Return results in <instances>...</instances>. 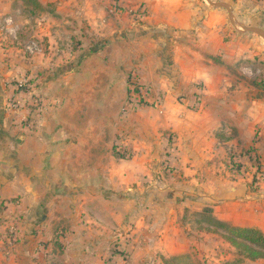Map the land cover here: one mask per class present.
I'll use <instances>...</instances> for the list:
<instances>
[{
  "label": "crops",
  "instance_id": "1",
  "mask_svg": "<svg viewBox=\"0 0 264 264\" xmlns=\"http://www.w3.org/2000/svg\"><path fill=\"white\" fill-rule=\"evenodd\" d=\"M37 1L43 7L42 10L33 11L22 0H0V76L18 74L16 61L23 62L24 65L20 57L17 59L13 56V40L17 39L23 29L28 33L32 31L26 33L28 36L44 38V41L49 37V41L53 43L58 36V28L60 31L70 29L71 32H80L82 28H86L87 33L107 40L116 32V28L123 26L120 32L125 35L126 42L128 36L135 35L136 43L149 48H141L142 51L138 48L137 70L145 84L155 87L158 100L155 107L160 111L153 107L150 108L153 110L151 112L145 107L128 106L117 113V116L112 115L109 111L112 104L110 90L105 89L98 95L93 92L97 91L93 87L96 77L105 68L99 55H94L87 59L85 67L71 70L70 99L63 102L57 111L58 116L55 115L56 124L60 127L52 133L53 139L58 142L54 146L50 145V141L41 134L36 140L31 136V129L24 127L23 135L15 137L16 148L11 140L7 141L4 137L5 145L9 147L6 148L9 151H24L22 156L29 161L37 157L42 170H46L43 164L50 156L47 152L56 151L52 157L57 160V172L61 174L67 170L64 165L66 163L59 161L63 157L61 151L77 152L81 158L91 160L86 166L89 176L80 182L83 183L81 187L73 189V194L74 198H80L83 190L93 191L92 195L95 197H90L91 203H88L87 198L84 205L96 206L97 212L92 213L99 214L100 221L106 224L100 225L102 230L98 233L103 239L112 218L120 227L124 226L129 230H133L130 227L132 224H127L126 219L131 222L135 218L141 219L143 210L140 195L144 189L135 188L133 184L151 173L150 162L153 164L154 159H160L162 153L158 150L165 147L166 143L168 151H162L165 152L163 156L170 160V166L179 170L186 178L182 189L188 192L198 191V198L181 196L174 189V199H170L174 204L169 211L160 207L161 202L157 199L151 203L149 210L146 208L148 212L145 214L149 216L142 215L135 235H130L131 241H128L132 245L130 252L135 253L139 264H143V259L138 261L139 258L157 257L158 254L169 258L195 253L202 261L205 258L203 251L212 248L210 244L207 246V241H197L195 235L186 233L188 227H184L181 207L177 205L178 211L174 209L178 199L185 208L184 211H203L204 208H209L216 220L228 226L254 228L264 234V95L256 97L252 83L264 73L261 63L264 61V0H238V4L232 6L237 15L242 3L250 13L246 16L247 21L251 19V27L258 28L261 32L239 31L229 24L224 7L208 6L204 0ZM48 8L51 10L48 11ZM51 12L55 18L48 16L47 13ZM132 12L135 13L133 16L130 15ZM139 14L142 19L137 23L135 17ZM34 31L35 35H32ZM75 36L83 39V35L79 36V33ZM164 49L168 53L169 66L162 76L157 68L162 61ZM139 54L141 57L151 55L150 61H155L154 54H157L158 63L154 65L157 67H153L151 62L141 61ZM77 55L78 53H74V56ZM143 68L147 69L146 74L141 71ZM241 80L242 83L239 82ZM170 82L178 84V91L187 99L178 101L172 93ZM234 84L237 86L234 87ZM0 86H4L3 79H0ZM198 92L202 96L197 106L200 109L199 112H193L190 110V103L192 95ZM190 93L192 95L189 97ZM0 96H3L1 89ZM1 102L0 98V120L1 110L4 108ZM140 114L150 117L142 118ZM128 117L135 120L136 126L135 131L128 130L129 133L132 132L130 135L125 130ZM162 130L170 132L168 138H172V143L159 135ZM112 132L114 136L124 134L122 140L131 150L127 159L118 154L119 160L116 161L115 155L108 151ZM14 134L12 133L13 136ZM252 145L257 151H242ZM232 149L240 151H231ZM235 154L239 155L243 167L227 171L229 162H221V158H231ZM27 168L32 169L30 166ZM91 175L98 177V180L89 182ZM16 177L15 175L8 182L5 181L4 188L0 189L16 188ZM151 186L150 188H156L154 184ZM130 192L133 194L129 195ZM54 200L57 198L54 197ZM51 204L49 201L38 207L48 208ZM62 205L64 203L60 205L63 208ZM100 206L103 208L101 215ZM114 206L115 212L112 210ZM87 212L84 208L82 214L86 215ZM91 215L88 220L94 224L96 219ZM161 229H164L163 233ZM73 230L75 232V229L71 231ZM80 233L83 232H78L79 236ZM74 234L71 235L75 236ZM127 235L119 234L118 237L126 240ZM206 235L201 233V236ZM28 245L31 247L33 242L29 241ZM227 245L234 250L229 242ZM217 248L219 250L213 248L216 255L208 264L232 260L233 255L227 256L228 252H220V247ZM94 249L92 241L91 250ZM263 262L264 259L247 260L245 264H264Z\"/></svg>",
  "mask_w": 264,
  "mask_h": 264
},
{
  "label": "rangeland",
  "instance_id": "2",
  "mask_svg": "<svg viewBox=\"0 0 264 264\" xmlns=\"http://www.w3.org/2000/svg\"><path fill=\"white\" fill-rule=\"evenodd\" d=\"M204 2L211 7H224L229 24L239 31H262L251 27L252 20L247 21L246 18L250 13L247 12L248 9L242 3L240 4L239 14H234L232 6L238 4V0H204ZM47 10L51 9L48 8ZM47 14L51 18H55L54 13ZM134 14V12L130 13L132 16ZM142 14L146 15V13ZM141 19V14L135 17L137 23L141 22ZM33 22L35 24V19H33ZM28 27L30 28V25H27ZM122 27L116 28V32L107 40L87 33L86 28H82L80 32H71L70 29L60 31L58 28L57 32L59 33L53 43L49 41V37L44 41V38L38 39L35 36L34 38L28 36L26 29L20 31L17 39L13 40V46L15 47L13 56L17 59L20 57V60L24 61V65L23 62L16 61V67L19 68V70L17 69L18 74L0 76V79L4 80V88L0 86L1 91H3V96H0L2 99L1 105L4 107L1 110L2 118L0 120V188H4L5 181L11 180L15 175L17 176L14 184L16 188L0 189V264H139L136 262L135 253L130 252L132 245L128 241H131L130 235L137 230L139 220L143 216H147L145 213L148 212L147 209L149 210L151 203L157 199L161 202L160 207L167 208L166 211H169L170 206L174 204L171 203V200L174 199L172 194L174 189L181 196L187 195L198 198V191L191 190L188 192V190L182 189L184 186L183 181L186 178L179 170L170 166V160L163 156L165 152L162 151H168L165 143V147L158 150L162 153L160 159H154L153 164L150 162L151 173L146 174L133 184L135 188L141 187V189H144L140 195L144 213L141 214V219L135 218L132 222L126 219L127 224H132L130 227L133 230H129V228L125 229L124 226L120 227L118 222L112 218L110 228L107 229V233L102 239L103 236L98 233L102 230L100 225L105 223L100 221L99 214H94L97 212L96 204H94L95 207L92 204L91 206L84 205L87 198L89 199L87 200L88 203H91L90 197H95V195H92L93 191L83 190L80 198H74L73 194V189L81 187L83 183L80 182L85 181L89 176V170L86 166L91 160L81 158V155H78L77 152L61 151L60 154L63 157L59 161L65 162L64 165L67 167L66 172L61 174L57 172L59 171L56 166L57 160L52 157L56 151L47 152L50 153V156L43 164L46 166V170H42L39 167L40 162L38 163L39 159L37 157L29 161L28 158L22 156L24 151H9V147L5 145L4 137L7 141L11 140L16 148L15 137L23 135L22 130L24 127L31 129V136L36 140L41 134L50 141V145L54 146L58 142L53 139L54 133H52L54 129L60 127L59 124H56L55 115L58 116L57 111H59L62 104L70 99L71 70L72 68L85 67L87 59L89 60V57L94 55H99V60L105 64V68L96 77L93 87L97 91L93 90V92L98 95L102 94L105 89L110 90L112 104L109 111L112 115L116 114L115 116H117V113H121L128 106L132 108H136V106L139 108L145 107L151 112L153 111L150 109L151 107L158 109L155 107L158 103L155 87L148 83L145 84L142 81L140 72L137 70L136 52L138 48L142 51L141 48L147 47L139 42L136 43L135 35L128 36L130 40L128 39L126 42L125 35L120 32ZM77 33H79V36L83 35V39L75 36ZM32 35H35V31ZM122 38H125V40L122 41ZM53 50L55 51L51 53ZM74 53H78L77 57L74 56ZM162 54V61L159 62L157 69L163 76V73L168 69L169 61L165 49ZM156 55L154 54L155 61L149 60L151 55L141 57L139 54L138 56L141 57V61L144 63L151 62L153 67H157L154 66L158 63ZM18 63L19 65H17ZM261 63L264 71V61ZM141 71L145 73L147 69L143 68ZM145 74H143V77H145ZM168 75L172 77L171 73ZM239 82L242 83L243 81ZM252 83L255 89L254 95L263 97L264 73ZM170 84L173 87L172 93L178 101L187 99L178 91V84H172L171 82ZM233 86L235 87L237 84ZM191 95L190 93L189 97ZM192 97L190 110L199 112L200 108L197 106L200 104L202 96L198 92L194 93ZM84 100H87V98H84ZM64 116L68 115L64 114ZM140 116L146 119L150 117L147 114H140ZM4 125L5 128H3ZM40 128H42L41 133L39 132ZM132 129L136 130L135 120L128 117L125 128L128 135L132 133H129L128 130ZM12 133H15V136ZM111 134L108 151L115 155L116 161L119 160V155L127 159L131 155V150L125 146L122 140L124 134L121 136H114V132ZM169 134V131L163 130L159 133L161 137H166V140L172 143V138L171 140L168 138ZM231 151L240 150L232 149ZM242 151L247 153V151L257 150L252 145L243 148ZM35 152L37 153V151ZM224 160L229 162H227V171L243 167L238 154L231 156V158H221V162H224ZM27 166L32 169L28 170ZM110 166L113 167V165ZM12 171H14V174ZM245 173L247 172L245 171ZM88 180L89 182L96 181L98 177L94 178L91 175ZM94 184L97 185L98 183ZM152 184L156 185L155 189L150 188ZM84 185H87V183H84ZM162 189H164L163 193ZM132 194L129 193V195ZM54 197L57 200H54ZM74 200H76V203ZM49 201L52 203L50 207H38ZM179 202L181 201L178 199L174 209L178 211L177 205L181 207L180 213L182 216L184 215V227H188L186 233L190 232L191 235H195L197 241H207V246L210 244L212 248L209 247L203 251L205 258L202 261L195 253L169 258L158 254L157 257H143L139 258L138 261L143 259V264H178L177 261H174V257H187L189 263L208 264L216 255L213 253V248L219 250L217 246L220 247V252H228L227 256L233 255L232 260L220 264H245L247 260H250L248 259L249 251L244 248L237 250L233 245L234 250H232V247L227 245L228 241L225 237L228 234L216 226L210 218V214L204 213L209 208H204L203 211H194L193 209L184 211L185 208ZM62 203H64L63 208L60 206ZM155 207H158V205L155 204ZM84 208L88 211L86 215L82 214ZM114 208L115 206L112 210L115 212ZM100 209L101 215L103 208L100 206ZM159 211L157 210V212ZM91 214L96 219L94 224L88 220L90 216L92 217ZM77 216L78 218H76ZM72 229H75V232L74 230L71 231ZM163 231L164 229H161L162 233ZM78 232L83 233H80L81 236H79ZM201 233L207 235L201 236ZM71 234H74L76 238L74 239L75 236ZM119 234H128V238L124 240V237H118ZM95 237L101 239L97 240ZM28 240L33 242L31 247L28 245ZM92 241L95 245L94 251L91 250ZM253 249L264 253V248L253 247Z\"/></svg>",
  "mask_w": 264,
  "mask_h": 264
},
{
  "label": "trees",
  "instance_id": "3",
  "mask_svg": "<svg viewBox=\"0 0 264 264\" xmlns=\"http://www.w3.org/2000/svg\"><path fill=\"white\" fill-rule=\"evenodd\" d=\"M22 1L25 6L32 8L33 11H39L43 9V7L37 0ZM204 213L210 214V218L215 222L216 226H218L219 229L224 230L226 234H228L225 239L231 245L236 247L237 250L244 248L246 251H249L250 255L248 256V259L252 261L264 259V253L257 252L253 249V247H257L260 249L264 248V234L261 231L254 228H235L228 226L227 224L216 220L211 209H206ZM174 261H177L178 264H194L189 263L187 257H174Z\"/></svg>",
  "mask_w": 264,
  "mask_h": 264
}]
</instances>
